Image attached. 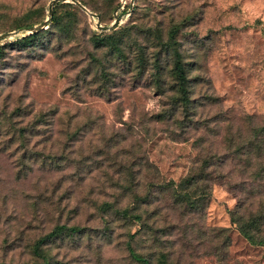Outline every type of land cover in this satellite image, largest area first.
<instances>
[{"label":"rangeland","instance_id":"1","mask_svg":"<svg viewBox=\"0 0 264 264\" xmlns=\"http://www.w3.org/2000/svg\"><path fill=\"white\" fill-rule=\"evenodd\" d=\"M52 1L0 0V35L19 33L0 46L27 36L18 28L43 25ZM79 2L97 17L60 2L53 10L62 29L50 36L52 45L45 38L26 51L7 49L0 65V126L6 128L0 137V264H140L129 241L151 264H264V247L252 246L231 224L241 201L246 218L257 214L253 189L259 183L249 179L253 171L242 175L243 163L228 158L233 151L227 144L230 134L248 135L250 117L264 118V0ZM118 18L117 30L152 26L164 41L178 29L176 47L198 107L195 116L175 105L174 92L157 91L135 65L127 79L124 65L108 64L113 98L93 95L104 81L88 85L95 71L84 82L95 53L91 38L101 33L98 22L110 27ZM147 39L136 32L126 38L132 59ZM167 65L172 68V57L164 58ZM27 106L34 114L18 128L58 111L33 139L14 135L7 122ZM160 114L166 120L159 121ZM209 158V199L194 214L174 203L172 188L201 172ZM162 184L171 189L162 191ZM147 198L154 201L150 207L143 204ZM133 203L148 219L146 232L118 214ZM57 226L82 232L50 239L38 258L36 243Z\"/></svg>","mask_w":264,"mask_h":264},{"label":"trees","instance_id":"2","mask_svg":"<svg viewBox=\"0 0 264 264\" xmlns=\"http://www.w3.org/2000/svg\"><path fill=\"white\" fill-rule=\"evenodd\" d=\"M80 1V0H77ZM83 6H86L81 2ZM58 7V6H57ZM55 7V9L57 8ZM81 16L76 15L77 19ZM35 27V25H28L25 28H18V30L28 31ZM61 20L58 17L56 10H53V18L49 25L48 30H41L37 33H34L30 36H26L20 39H17L13 42L6 43L0 46V65L4 60L6 50H17V51H26L30 48L42 44L45 41V38H51L48 41V45H52L51 35L60 31ZM154 27H142L137 25L127 26L123 29L114 30L111 33L101 32L96 35H93L92 45L94 47L95 53L92 54L90 58L89 67L84 70L83 77L86 79L84 82L87 83L93 72L99 71L96 73L97 76H94L88 85H97L101 81L104 83L100 84L96 90L93 91V95H96L101 98H106L112 100V95L107 92L109 85L112 83V80L107 74L108 64L113 68L122 67L124 65V75L128 79V76L133 72L134 65L135 69L140 71L142 78L148 77L152 80L157 91L167 95L168 93L174 92L176 97L174 98L175 105L183 106L187 108V113L196 115L198 107L195 106V102L192 99V90L191 82L188 77V72L186 70V65L183 62L182 56L177 49L178 42L175 37L178 32V29H173L168 34V40L164 41L161 35H157L159 32ZM132 32H136L139 36H147V46L138 45L139 55L137 59H132L128 55L125 48L128 46L126 38H128ZM10 33V32H9ZM153 34V35H152ZM151 35L154 36V39H151ZM54 36V35H53ZM107 49L102 57L97 56L96 53ZM173 59L172 68L168 70L163 67L164 58ZM123 69V68H122ZM167 76H165V75ZM171 81V82H170ZM173 83V84H172ZM80 86L77 85L76 93L80 91ZM78 98V94H75ZM191 107V108H190ZM190 108V109H189ZM34 110L31 109V106L25 108H17L8 118L7 122L10 123L12 128H15L14 135H19L21 138H30L33 139L39 134L37 131L43 129L50 118H54L58 115L56 109L51 110L46 114L40 115L34 121L29 122L26 126L18 128V126L25 123L26 119L32 117ZM17 119V120H16ZM22 121L20 122V120ZM159 121L166 120V116L160 114L157 116ZM249 123L251 124V129L248 132V135L245 137L241 132H238L236 136L230 134L227 138V144H229V150L232 152L231 156L238 159L240 163H243L244 170L242 175H247L251 171L249 179L252 182L259 183V186L253 189L254 194L253 198L258 201L259 210L257 214L246 218L244 208L246 206L245 201H241L235 211L231 214V224L236 226L240 234L252 245L257 247H264V118L257 119L256 117H250ZM6 129L5 126H0V137L2 131ZM227 158V159H228ZM226 163V159L221 161V167ZM212 160L205 159L202 164V171L199 173H193L191 176L187 177L181 181L178 185H173V198L176 205L185 206L187 210H190L191 213L196 214L200 211L209 199V182L213 180V173H209V169L213 167ZM245 183V182H244ZM162 191L171 189L168 184H162ZM145 203V204H144ZM143 204L147 207H150L154 204L151 198H147ZM105 209L111 208V204H104ZM139 204L133 203L132 207L119 210L118 214L122 219L135 222L140 226V231L146 232L147 220H144V214L141 211ZM66 232L75 234L81 233L82 229L67 226H57L54 230L49 233L44 239L36 243L34 247V255L38 258H44V252L42 250V245L48 242L50 239H53L59 235H62ZM225 230L220 231V234H223ZM137 234V233H136ZM136 234L132 236L135 239ZM228 238H226V244ZM155 243H158V240H154ZM225 242V241H224ZM128 251L131 257L140 264H151L149 259H146L136 253L132 246V241H129Z\"/></svg>","mask_w":264,"mask_h":264},{"label":"water","instance_id":"3","mask_svg":"<svg viewBox=\"0 0 264 264\" xmlns=\"http://www.w3.org/2000/svg\"><path fill=\"white\" fill-rule=\"evenodd\" d=\"M60 2H63V3H72V4H75L77 5L83 12L89 14L92 18H95L97 17L96 15H94L93 13H91L85 6H83L79 1L77 0H53L52 3L50 4L49 6V11H48V18L47 20L44 22L43 25L41 26H37V27H34L33 29L31 30H28L26 32H28L27 36H30L34 33H37L41 30H46L48 29L50 23H51V20L53 18V9H54V6ZM121 24V18H118L116 19V21L112 24V26L110 27H103L100 25V22H98V30L100 32H112L114 30H116ZM19 36V33L18 32H10V33H7V34H2L0 35V40H5V39H12L14 37H17Z\"/></svg>","mask_w":264,"mask_h":264},{"label":"built area","instance_id":"4","mask_svg":"<svg viewBox=\"0 0 264 264\" xmlns=\"http://www.w3.org/2000/svg\"><path fill=\"white\" fill-rule=\"evenodd\" d=\"M126 5H127V3H126Z\"/></svg>","mask_w":264,"mask_h":264}]
</instances>
